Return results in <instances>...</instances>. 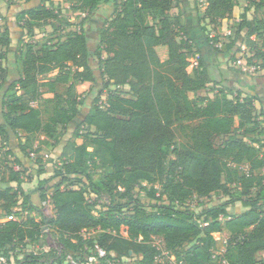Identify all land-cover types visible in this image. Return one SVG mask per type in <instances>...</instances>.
<instances>
[{
	"label": "trees",
	"instance_id": "trees-1",
	"mask_svg": "<svg viewBox=\"0 0 264 264\" xmlns=\"http://www.w3.org/2000/svg\"><path fill=\"white\" fill-rule=\"evenodd\" d=\"M47 1L28 0L32 6L18 16L29 26L28 33L60 20L61 13L48 8ZM76 3L75 9L88 16L106 5L113 7L98 47L92 53L82 31L70 32L52 47L27 44L24 51L18 49L22 72L7 88L0 138L9 147L14 135L25 156L32 151L39 155L43 147L53 146L51 142L59 143L61 128L81 122L74 134L83 143H67L54 177L41 181L30 194L24 191L22 173L4 170L0 163V210L4 219H17L0 224V264H57L35 252L19 259L26 247L39 244L46 231L63 247L58 264L66 263L68 256L87 262L98 248L107 253L100 264H126V258L135 255L141 259L133 264H157L161 251L153 245L154 238L163 240L174 264H219L220 257L213 258L218 251L216 234L227 241L221 258L230 264H264L258 260L264 252V171L259 173L264 170V127L255 97H244L242 92L232 97L225 89L213 99L196 97L216 82L181 18L170 15L180 0ZM237 5V0H205L199 16L209 45L234 63L241 45L252 54L249 44L241 43L243 30L248 31L249 43L264 36V23L248 19L246 8L239 29L222 48L214 46ZM259 7L264 8V0H259ZM210 25L215 28L213 37ZM12 41L6 26L0 33V60ZM24 44L19 40V46ZM159 47L168 48L165 62L158 56ZM257 54L264 68V53ZM92 55L99 60L106 90L127 88L128 95L111 90L106 103L101 102L104 109L97 99L80 119L84 114L76 86L95 82ZM58 85L67 87L65 93L58 94ZM178 129L186 143L177 142ZM7 155L25 168L10 149ZM43 168L40 172H45ZM213 195L229 200L199 213L190 208L194 199ZM106 196L110 202L100 205ZM49 201L55 211L51 219L41 209ZM237 202L243 213L228 211ZM20 212L27 213L26 221L17 218ZM123 228L127 239L122 237ZM90 232L95 234L85 238Z\"/></svg>",
	"mask_w": 264,
	"mask_h": 264
},
{
	"label": "rangeland",
	"instance_id": "rangeland-1",
	"mask_svg": "<svg viewBox=\"0 0 264 264\" xmlns=\"http://www.w3.org/2000/svg\"><path fill=\"white\" fill-rule=\"evenodd\" d=\"M28 0H0V18H3L2 16L6 15L3 19V21H0V33L5 30L6 26L14 25L13 27L17 29V39L16 40H23L24 47L19 46L20 52L25 50V45H35L38 48H40L42 45H50L51 47L56 45L58 41H64L66 36L70 32H85L89 48L92 53L95 52L96 48L98 47V38L101 32V29L104 27L105 22L108 21L113 14V7L111 5H106L103 7V10L98 11L97 13L93 15H87V13L80 12L75 9L77 6L76 0H48L46 3V6L50 9H54L55 11H59L61 13L60 20L56 22H50L48 25L40 27V28H34L33 33H28L29 26L23 25V23L19 22L18 16L20 13L28 9L31 4L27 2ZM184 1V0H183ZM193 3V10L198 14V16L202 17L204 12V7L202 4H199L197 0H191ZM238 1V9L236 11V17H231L227 20V22L224 24V29H229L231 31L238 30L240 23L242 22V15L245 13V9L248 8V19L253 21H262L264 23V8L259 7V0H237ZM236 9V8H235ZM182 10L180 7H174L170 15L173 18L180 17L181 18V12ZM184 13L186 12V7H183ZM148 22L151 23V17H147ZM25 26V28H23ZM209 34L211 37L215 33L214 26L210 25L208 28ZM247 30H243L240 34V40L242 44H249V46L252 49L251 59L250 61L251 66H257L259 67V71L262 70V61L261 58L258 57L257 52L264 53V36L260 39H256L254 42L251 43L248 42L247 39ZM222 34V33H221ZM221 38H224V41H227L228 39L221 36ZM245 46V45H244ZM5 51V49L1 50ZM158 53V52H157ZM253 55V57H252ZM10 57H13L10 55ZM106 57V56H105ZM14 58V57H13ZM12 58V59H13ZM249 59V58H248ZM12 61V60H11ZM14 61V59H13ZM15 62V61H14ZM230 58L227 60V64L230 63ZM6 65V68H4L3 71H0V123L5 122V102H6V91L7 88L14 82H16L20 76H21V65L19 64L18 71H5L8 70V61L4 63ZM91 65L95 70V82L93 83H85V84H77L76 89L79 94V98L82 101V106L80 109L82 110V113L84 114L81 116L80 119L85 117L86 113H89L95 105V101L97 99H100L99 106L103 109L106 107V105H102L101 102L106 103L107 96L110 93V91L118 90L121 94L128 95V89L127 88H109L108 91L105 88V82L101 77L100 73V63L99 60L92 55L91 57ZM231 69L233 71H242L240 68H238L234 62H231ZM212 71V73H211ZM209 71L210 75L212 74V78L214 80L217 79L215 71H218L213 67ZM222 71V69H220ZM254 73V74H256ZM249 75H253L252 73H247ZM67 87L65 85H58L57 92L58 94L65 93ZM46 91V90H45ZM216 91H220V88L218 89L216 87V84L210 85L206 92L213 94V97L215 98L218 94ZM229 93L232 94V97H235L236 92L230 90L228 88ZM35 107H37V104H35ZM85 112V113H84ZM81 121V120H80ZM81 123V122H80ZM73 125L70 129L69 128H61L60 129V141L58 144H55L54 142H51L53 145L51 148L52 150H48L46 147H43V152L37 155L35 152L32 151L28 153V156H26V162L27 164L24 165L25 168H21L16 164V161L14 158L7 155V152L9 151V147L6 146V142L3 141L0 138V163H2V168L4 170H13V171H20L22 173L23 182H24V191L26 194H30L32 191H35L39 187V183L46 179H51L54 177L55 173V167L56 165H61L60 159H61V153L64 149V145L70 142H74L76 140V143L78 145L83 143V138H76L75 131L79 127V125ZM69 129V130H68ZM83 133H87L88 129L86 127L82 128ZM12 138L14 141L17 140L14 135H12ZM40 138V137H39ZM79 139V140H78ZM41 140V138H40ZM63 141V142H62ZM62 142V143H61ZM177 142L178 143H186V136L183 134L179 129L177 130ZM62 144L61 147H59V144ZM42 161V163L38 162ZM44 167V168H43ZM43 168L45 172H40V169ZM264 170L259 171L263 172ZM98 172L101 174H105L107 170L104 169H98ZM55 183V182H53ZM52 183V184H53ZM7 186L16 187V184H8ZM78 187L77 185L74 186V188ZM229 198L225 197L223 195H213L211 198L206 200H197L194 199L190 203V208L197 213L201 212L204 208H209L212 206H218L222 205L226 201H228ZM119 201V200H118ZM202 201L204 204H202ZM20 202H22V197L20 198ZM109 198L103 197L100 201V205L104 203H109ZM20 207V206H19ZM42 214L48 218L51 219L55 216V211L53 208L52 201H49L43 205H41ZM98 210H101V207L99 206L97 208ZM228 211L232 213L240 214L243 213L244 209L242 207V204L240 202H237L233 204ZM95 215H98V212H94ZM4 213L0 210V220H3ZM28 215L25 212L18 213L17 218L20 221H26ZM33 217L36 218L37 221H40V216L36 213L33 214ZM127 229H122V237L128 238L127 236ZM95 232H90L89 234H84L85 238H89L90 236L94 235ZM216 234L214 236L215 240L218 241V250L219 252L226 250L227 244L225 240L221 237H217ZM220 238V239H219ZM153 245L156 246L160 251H164V243L161 238H154L153 239ZM23 254L19 256V259H24L26 256L31 255L32 253H37L38 255L43 256V258L47 261L51 262H57L58 264V258L62 255L63 247L58 241V238H56L54 235L49 234L46 231V234L43 236L39 244L35 245H29L24 250ZM17 254V253H15ZM133 259H127L126 258V264H133L135 262V259H141L140 255H135ZM167 260H170V257L166 254L161 253V255L157 259V264H164L167 262ZM258 260L264 261V253L258 256ZM6 261V260H5ZM66 264V263H62Z\"/></svg>",
	"mask_w": 264,
	"mask_h": 264
},
{
	"label": "crops",
	"instance_id": "crops-1",
	"mask_svg": "<svg viewBox=\"0 0 264 264\" xmlns=\"http://www.w3.org/2000/svg\"><path fill=\"white\" fill-rule=\"evenodd\" d=\"M180 6L182 8V10H180V12L182 13L181 23L185 27L188 35L190 36V39L193 41L194 45L200 52L208 71H211L213 67H215V69L218 70V71H215L216 73L215 75L217 77V79L215 80L216 87L218 89L219 88L225 89L226 91H228V88H229L230 90L236 93L242 92L244 97L246 96L255 97L256 99L255 106L257 109V114L260 116L259 118L260 122L262 126L264 127V68H262L261 71L253 75H249L247 74V72H243V71L241 72L233 71L231 69V62L229 63V65L227 64L228 57L223 54H217L215 50L209 45L206 35L201 30V26L199 23V16L193 10L192 1L191 0H184V1L180 0V4L178 7ZM183 7H186L185 13H184ZM237 9L238 7H236V9L234 10V15H233L234 17H236ZM5 16L6 15L2 16L3 18H0L1 22L3 21L4 18H6ZM226 22L227 20H225L223 23V30H224V24ZM13 26L14 25H12L11 23L10 25H8V27L11 29L13 41H12L11 47L7 55H5V57L2 60H0V71L6 68V65L4 63H6L7 61L9 63L8 64L9 69L5 71H18L19 40H16L18 31ZM157 52H158V56L161 62L167 61L168 59V48L167 47H159L157 49ZM10 55H12L14 58L10 57ZM12 58L14 59L15 62L13 61ZM220 69H222V71H220ZM216 93L218 94L219 91H216ZM196 97H206V98H211V99L214 98L213 94L206 92V90L199 92ZM190 98H195V95L190 94ZM71 127L72 126H70V128ZM20 136H21V139L24 141V136L22 135ZM44 139H45L44 137H41V140H44ZM18 142H19V139L14 141V139L11 136V139L9 141V149L23 162L24 165H26L27 164L26 156L21 152ZM61 143L59 144V147L62 146ZM66 145H64V148ZM46 148L48 150H52V148L50 147H46ZM263 253H260L258 256H260Z\"/></svg>",
	"mask_w": 264,
	"mask_h": 264
},
{
	"label": "built area",
	"instance_id": "built-area-1",
	"mask_svg": "<svg viewBox=\"0 0 264 264\" xmlns=\"http://www.w3.org/2000/svg\"><path fill=\"white\" fill-rule=\"evenodd\" d=\"M200 3L205 5V0H200ZM232 35H233V32L227 28L224 29L222 31V34H221V36H223L227 39L230 38ZM224 42H225L224 38H220L219 42L215 43L214 46L216 48H222V45ZM250 57H251V55L248 53L247 48L244 45H241V50H240L239 56L237 58V61L235 62V65L238 68H240L243 72L254 74L258 71L259 67L249 65L248 58H250ZM245 171L248 173V168H245ZM15 220H17L16 217L10 216V217H7L3 220H0V224H3L7 221H15ZM217 235H218L217 237L221 238V236L219 234H217ZM225 242L227 244V241H225ZM162 252H163V254H166L168 256V253L166 251H161V253ZM225 252H226V250L221 251V252H219V250L215 251L213 253L214 254L213 258L217 259V257H220L219 264H230L226 259L221 258V257H223ZM106 256H107V253L104 250L98 248L96 255L90 257L87 260V262L78 263V262H75L71 256H68L67 260H66V264H100V261L102 259L106 258ZM174 259H175L174 257H170V261H171L170 263L171 264H174Z\"/></svg>",
	"mask_w": 264,
	"mask_h": 264
}]
</instances>
